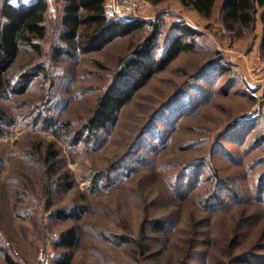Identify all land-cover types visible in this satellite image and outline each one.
Here are the masks:
<instances>
[{
	"label": "rangeland",
	"instance_id": "rangeland-1",
	"mask_svg": "<svg viewBox=\"0 0 264 264\" xmlns=\"http://www.w3.org/2000/svg\"><path fill=\"white\" fill-rule=\"evenodd\" d=\"M147 1L149 18L132 34L54 62L62 2L52 0L42 52L22 47L11 81L39 65L47 74L25 94L0 99V264H10L6 257L53 264L62 251L55 243L72 226L80 240L71 264H264L260 18L238 37L222 24V0L210 18L180 0ZM182 25L197 31L194 48L134 95L109 136L74 145L73 134L135 49L157 33L160 57ZM46 118L71 126L56 136ZM51 144L59 151L55 172L71 177L70 190L47 173ZM107 175L109 184H95ZM79 206L77 220L56 215ZM157 220L162 233L153 230Z\"/></svg>",
	"mask_w": 264,
	"mask_h": 264
},
{
	"label": "trees",
	"instance_id": "trees-1",
	"mask_svg": "<svg viewBox=\"0 0 264 264\" xmlns=\"http://www.w3.org/2000/svg\"><path fill=\"white\" fill-rule=\"evenodd\" d=\"M159 3L165 0H153ZM218 0H180L185 7L194 9L205 18H210ZM62 18L60 41L63 45L53 48L52 60L61 57H74L76 54H92L102 50L114 40L132 34L146 22L141 20L123 21L111 16L107 9V0H61ZM50 12L48 0H35L32 3H12L2 0L0 4V99L23 95L36 78L47 74L44 65L31 72H24L16 82H12L8 73L16 63L22 47H28L41 53L40 41L48 33L47 18ZM262 23L260 50L264 55V0H222L221 21L224 28L238 37L244 35V30L251 28L258 20ZM179 34L174 37L164 53L156 57L158 50L157 33L151 35L145 43L133 52L132 57L116 72L115 77L98 98L92 115L84 122L81 129L73 134L74 145L80 143L96 144L109 136L118 121L120 111L130 102L134 95L157 73L162 72L180 53L192 50L197 31L189 26H177ZM190 36L193 43H187ZM42 123L56 136L62 129L68 130L70 123H61L53 118H46ZM0 134L3 133L0 131ZM72 134V133H71ZM43 162L49 169L50 176L58 175L55 170L59 165V151L54 145L46 147ZM115 170L114 172H118ZM111 182L107 175L99 176L95 184ZM59 187L72 189L74 183L67 174H59ZM85 211L84 207H74L67 213L64 210L56 212L61 219H79ZM153 230L162 233L166 229L164 221L151 223ZM79 229L72 226L65 230L55 243L61 248L59 258L53 264H71L73 249L79 243ZM8 263L13 264L9 257Z\"/></svg>",
	"mask_w": 264,
	"mask_h": 264
},
{
	"label": "built area",
	"instance_id": "built-area-1",
	"mask_svg": "<svg viewBox=\"0 0 264 264\" xmlns=\"http://www.w3.org/2000/svg\"><path fill=\"white\" fill-rule=\"evenodd\" d=\"M149 7L147 0H107L108 13L126 22L148 20Z\"/></svg>",
	"mask_w": 264,
	"mask_h": 264
},
{
	"label": "crops",
	"instance_id": "crops-1",
	"mask_svg": "<svg viewBox=\"0 0 264 264\" xmlns=\"http://www.w3.org/2000/svg\"><path fill=\"white\" fill-rule=\"evenodd\" d=\"M1 1H2V0H0V4H1ZM10 1H11L12 3H14V4H17V3H19V2L27 3V1H30V2L32 1V2H33V1H35V0H10ZM48 1H49L50 3L52 2V0H48ZM32 2H31V3H32ZM61 18H62V12H61Z\"/></svg>",
	"mask_w": 264,
	"mask_h": 264
}]
</instances>
